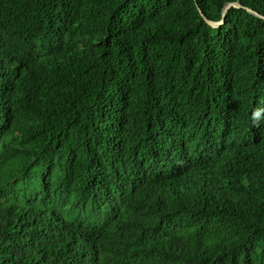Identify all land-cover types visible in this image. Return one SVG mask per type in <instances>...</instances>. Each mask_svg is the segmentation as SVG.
<instances>
[{"label": "trees", "instance_id": "16d2710c", "mask_svg": "<svg viewBox=\"0 0 264 264\" xmlns=\"http://www.w3.org/2000/svg\"><path fill=\"white\" fill-rule=\"evenodd\" d=\"M0 0V264H264V0Z\"/></svg>", "mask_w": 264, "mask_h": 264}, {"label": "water", "instance_id": "95a60500", "mask_svg": "<svg viewBox=\"0 0 264 264\" xmlns=\"http://www.w3.org/2000/svg\"><path fill=\"white\" fill-rule=\"evenodd\" d=\"M196 3L198 4L197 0H196ZM231 8H246L251 14H254V15L258 16L261 19H264L263 15L259 14L258 12L254 11L253 9L247 8V7L241 5V4L237 3V2H235V3L234 2H230L224 7L223 16H222V19L220 21H212V20L208 19L205 16V14L203 13L202 9L200 7H198L201 16L204 18V20L207 22V24H209L213 28H218V27L222 26L225 23V20L227 18L228 12H229V10Z\"/></svg>", "mask_w": 264, "mask_h": 264}]
</instances>
